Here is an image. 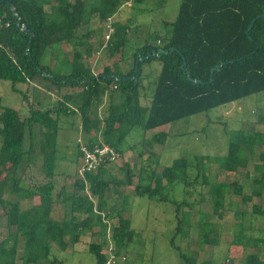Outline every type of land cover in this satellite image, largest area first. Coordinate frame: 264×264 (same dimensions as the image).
Masks as SVG:
<instances>
[{
    "label": "trees",
    "instance_id": "trees-1",
    "mask_svg": "<svg viewBox=\"0 0 264 264\" xmlns=\"http://www.w3.org/2000/svg\"><path fill=\"white\" fill-rule=\"evenodd\" d=\"M121 1L91 0L92 7H81V10L84 8L85 23L94 8L99 6V21L112 18ZM54 2L56 4L50 6V11H46L44 0H0V80L10 81L14 89L16 84L40 83L42 91L32 93L43 92L44 97L51 94L53 87L82 89L80 93L65 94L55 106H47L46 109L42 108L41 101L36 100L35 104L29 105V116L25 118L20 117L19 110L1 107L0 175L5 171L4 184L9 182L10 191L20 200L33 201L34 197H38L39 202L22 208L18 202L4 200L0 188V204L6 218V234L0 242V264H64L54 255L53 244L56 250H66L69 244L78 242L82 230L85 233L92 230L93 219L102 236L98 243L88 245L94 264H106L107 258L102 250L106 244L103 236L116 216L118 223L111 228L115 248L118 251L124 249L132 240V219H124L118 211L119 208L124 211V207L111 206L108 211L104 210L108 204L105 193L111 186L110 182L115 187L134 184L133 170L129 165L122 169L125 172L123 181L110 179L104 165L79 177L74 183L76 191L68 196L71 218L62 222L52 217V208L57 202L67 199L63 191L55 193L52 182L46 184V193L41 191L44 186L37 187L36 191L20 186L17 172L25 161L34 163L41 158L46 174L53 177L62 117H79L81 132L90 136L87 140L89 147L107 144L119 154L122 152L120 146L135 129L143 132L154 130L192 116L206 115L227 104L264 92V0H181L175 20L168 24L169 31L163 35L156 34L154 39L149 38L145 45L136 49L128 73L104 70L98 75H94L89 68L77 67L81 58L79 52L74 54L72 68L63 69L60 73L42 64L48 49L61 43L71 44L76 38L79 7L71 0ZM12 7L17 11L20 24ZM253 21L252 28L248 30ZM22 25L26 31H23ZM111 50L113 47H110ZM159 50L167 53L154 55ZM141 58L143 61L138 62L135 72V62ZM152 62L160 65L159 73L152 82V91H141L144 89L142 68ZM217 66H220L219 70H215ZM112 74L118 77L135 76L137 81H114L109 79ZM187 76L200 83L188 80ZM21 94L24 101L28 100V95ZM141 98H147L145 107ZM166 137L167 134L161 132L153 140L164 143ZM241 143L254 151L257 145L264 144V134L247 135L241 131L229 140L226 155L212 159L227 174L241 173L247 166L244 151L239 149ZM76 148L80 160L82 154L78 145ZM192 159L185 156L174 160L171 165L163 167L159 177L154 178L153 173L147 177L148 180L153 178V186L139 179L133 190L136 198L170 203L175 207L178 218L175 236L188 234L191 222L189 212H185L183 207L191 209L193 203L169 198L173 186L182 184L183 193L207 186L214 213L222 209L217 199L226 198L228 189L233 195L242 196L244 203L250 202L253 196L260 197L264 191V153L259 154V163L254 165V171L260 174V178L250 179L251 195L243 194V185L235 178L230 183L211 180L204 170L209 157L194 155ZM105 175L109 179L104 180ZM245 178L249 179L248 172ZM88 196L95 200V203L92 201L93 214L88 206ZM83 215L86 217L80 218ZM251 215L264 216V210L253 205ZM243 216L242 212L237 217L241 220ZM206 218L199 213L200 244L215 242L210 238L213 226ZM239 228V234L235 235L236 244L249 245L251 238L242 225ZM69 237L72 243L66 240ZM171 246L179 253L173 241ZM179 257L185 264H197L196 259L187 254L179 253ZM122 259L125 260L124 257ZM247 264H264V261L252 254Z\"/></svg>",
    "mask_w": 264,
    "mask_h": 264
},
{
    "label": "rangeland",
    "instance_id": "rangeland-1",
    "mask_svg": "<svg viewBox=\"0 0 264 264\" xmlns=\"http://www.w3.org/2000/svg\"><path fill=\"white\" fill-rule=\"evenodd\" d=\"M54 1L44 0L46 11H50V6L56 4ZM90 1L71 0L75 6L79 7L76 14V38L71 44L61 43L59 46L48 49L41 60L42 64L50 66L54 72L60 73L63 72V69L72 68L76 52L81 54L80 60L77 61V67L81 69L88 67L96 75L102 73L106 67H109L110 70L113 69V63L121 62V59L124 58L129 61L132 68L134 51L141 43L132 40V38H130L131 40L127 39L123 48L118 47L113 55L109 54L110 52L106 46H103L104 44L99 48L107 33V20L110 19L113 24V18L93 22L101 9L99 6V8H94V15L90 14V20L91 18L92 20H89V26L86 27L87 23L84 24L85 16L81 14V7H92ZM147 1L144 4L133 5L130 11L125 13V20L132 17L134 21H145L138 34L140 37L150 35L152 40L160 32H157L159 28L155 32L151 29L148 17L150 8L145 5L148 3ZM179 4L180 0H169L165 12L168 20L175 19ZM145 11L147 12L145 13ZM112 28L114 30V27ZM92 31L94 35L91 34ZM148 68L150 72L143 73L144 89L141 91H152V82L159 73L160 65L157 62H152ZM40 88H42L40 83L33 82L26 85L16 84L14 89L10 81L0 80V110L1 107L13 108L19 110L21 118H25L29 116V105L35 104L36 100L41 101L44 106L42 108L46 109L47 106H55L58 99H61L65 94L73 95L82 91L81 88L58 89L53 87L49 97L42 96L43 92L32 93V91H42ZM21 92L28 95V100L24 101ZM141 103L145 107L148 104L147 98L145 100L141 98ZM241 131L247 135L264 134V92L227 104L206 115L192 116L154 130L143 132L139 128L135 129L120 146L122 152L119 153L116 162L105 166L110 179L123 181L125 172L122 169L125 165H129L133 170L134 182L132 186L123 184L116 187L113 182H110L111 186L105 193L108 204L104 206V210L108 211V207L122 205L124 211L120 208L118 211L124 219H132L131 228L134 231L132 240L127 243L124 249L118 251L112 240L111 229L112 226L117 225L118 217L116 216L112 224H109L111 227L105 231L103 237L106 244L102 249L107 258L106 264H185L179 257V253L195 258L197 264L203 262L219 264L223 261L226 264H247L248 258L252 254L258 255L260 261H264V216L251 215L253 205L264 210V191L260 197L253 196L250 202L244 203L242 196H235L228 189L229 193L226 198L217 199V203L222 205V209L214 213L210 205L211 197L207 193V186L201 190L200 187H197L189 193L182 192V184L173 186L169 198L179 202L185 200L193 203L191 209L183 207L185 212H189L191 222L188 234L177 236H175V232L178 218L172 204L148 201L147 198H136L133 195L134 186L139 179L143 183H150L153 186V178L147 179L152 173L155 174L152 175L154 178L159 177L163 167L171 165L174 160L185 156L192 159L194 155L210 158V161L205 163L204 170L211 180L230 183L235 178L238 183L243 185V194L251 195L250 179L260 178V174L254 171V165L259 163V154L264 153V144L257 145L254 151H250L245 143L239 145V149L244 151V158L247 159V166L241 173L227 174L212 160L226 155L229 140ZM161 132L166 133L167 137L164 143H157L153 138ZM89 137L81 132L78 116L62 117L59 121L53 177H48L46 174L41 158H37L34 163L25 161L18 169V177L21 179L20 186L23 188L36 191L37 187L44 186L41 191L46 193L48 191L46 184L52 182L56 188L55 193L63 191V195L67 199L65 202L63 200L57 202L52 208V217L57 221H67L71 218V201L68 196L76 191L74 183L81 177L78 172L80 160L76 145L78 140L87 143ZM246 172L249 174V179L245 178ZM4 177L5 171L0 175V188L3 190L4 200L18 202L22 208H28L33 203L38 204V197H34L33 201L20 200L10 191V183L4 184ZM103 179H109L108 175H105ZM64 196L61 198L63 199ZM88 199L90 201L88 206L90 205L89 208L93 214L95 213L93 204L95 200L91 196ZM242 212L244 216L240 220L237 216ZM199 213H203L207 217L206 220L212 224L213 232L210 234V238L214 239V243H199V227L197 225ZM85 217L86 215H83L80 218ZM91 223L92 230L87 233L82 230L78 242L69 244L66 250H56V246L53 244L54 255L59 261L64 264H94L93 256L88 253V245L92 242L98 243L102 236L99 234V228L95 226L94 219ZM240 225L251 238V242L247 246L237 245L235 242V235L239 234ZM5 234L6 218L0 204V242L4 239ZM66 240L72 243L70 237ZM171 241L179 253L171 246ZM111 255L114 256V263ZM123 257L125 260L122 259Z\"/></svg>",
    "mask_w": 264,
    "mask_h": 264
},
{
    "label": "crops",
    "instance_id": "crops-1",
    "mask_svg": "<svg viewBox=\"0 0 264 264\" xmlns=\"http://www.w3.org/2000/svg\"><path fill=\"white\" fill-rule=\"evenodd\" d=\"M146 1L147 0H141V1H137V2L134 1L132 3H128L125 0L121 1V5L119 6L117 13L114 16H112L113 22H114L113 27H114V30L116 32L114 31V34L111 35V39L109 40V43L106 44V48L109 50L110 55L115 54L118 47H120V49H122L123 46L125 45L126 40L130 39V38H132V40H136V41H139L141 43L138 48H140L146 44V42L150 38V35H147L146 37L145 36L140 37V35L138 34V32H140V30L142 29L145 21H143V20L142 21H140V20L134 21L132 19V17L130 19L125 20V16H126L125 13L127 11H130V8H132L133 5L144 4V2H146ZM147 2L148 3L145 5L150 8L149 12H148L150 16L148 15V17H149V21H150L149 23H150L151 29L153 30V32H155V30H157V28H159L158 29L159 31L157 30V32H160L159 35L165 34L166 32L169 31V28H170L168 26V24L172 23L175 20L174 19V20L170 21V20H168L167 16L165 15L166 8L169 4V0H153L152 3H151V0H149ZM180 3H181V0H180ZM179 5H178V8H179ZM142 6H144V5H142ZM83 12H84V8L81 10L82 15H84ZM146 12L147 11H145V13ZM91 15H94V10L91 12ZM86 20H87L86 27H88L89 26L88 22L90 20V16ZM91 20H92V18H91ZM96 20H98L97 16H96V19L93 20V22ZM84 24H85V21H84ZM166 24H167V26H166ZM91 34L94 35V32L92 31ZM103 40H104V38L102 39V43L99 45V48H101L102 45L105 43V41L103 42ZM109 47H113V50L110 51ZM121 60H122L121 62H114L112 65L113 69H111V70L112 71L118 70L120 73L126 74L131 69L130 63L125 58L121 59ZM148 65H145L142 68L144 74L150 72ZM86 68H88V67H86ZM103 70H110V68L106 67ZM94 75H96V74H94Z\"/></svg>",
    "mask_w": 264,
    "mask_h": 264
},
{
    "label": "built area",
    "instance_id": "built-area-1",
    "mask_svg": "<svg viewBox=\"0 0 264 264\" xmlns=\"http://www.w3.org/2000/svg\"><path fill=\"white\" fill-rule=\"evenodd\" d=\"M128 3H132L136 0H125ZM112 22L110 19L107 20L106 24V34L104 37V47L111 39V35L113 34L114 30L112 28ZM77 145L79 147L80 153L82 154L80 158V166L78 172L82 177L84 173L95 172L100 166H108L116 162L119 157L117 151L107 145V144H98L92 147H89L87 143L78 140ZM112 262L114 263V256L111 255Z\"/></svg>",
    "mask_w": 264,
    "mask_h": 264
},
{
    "label": "water",
    "instance_id": "water-1",
    "mask_svg": "<svg viewBox=\"0 0 264 264\" xmlns=\"http://www.w3.org/2000/svg\"><path fill=\"white\" fill-rule=\"evenodd\" d=\"M12 8H13V7H12ZM12 10H13V13H14L15 17H16L17 20H18L17 23L20 24V23H21V20L18 18V15H17V11H16V9L13 8ZM263 16H264V15H263ZM253 24H254V21L250 24L248 30H250V29L252 28ZM21 27H22L23 31H26V28H25L24 25H22ZM166 53H167L166 51L159 50L158 53H157V54L155 53L154 55L166 54ZM149 57H150V55H148L147 58H149ZM139 61H143V58L136 60V62H135V72H137V67H138V62H139ZM183 65L185 66V62L183 63ZM219 69H220V66H217V67L215 68V70H219ZM47 77L50 78L51 75L48 74ZM95 78H98V77L95 76ZM187 78H188V80H190V81H192V82H194V83H196V84H199V83H200V81H198V80H192V79L190 78V76H187ZM109 79H112V80H114V81H121V80H122V81H125V80H133V79H135V80L137 81V78H136L135 76H133V77H118L116 74H112L111 76H109Z\"/></svg>",
    "mask_w": 264,
    "mask_h": 264
}]
</instances>
